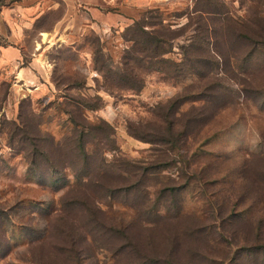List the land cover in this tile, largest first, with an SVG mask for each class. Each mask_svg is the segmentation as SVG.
<instances>
[{
	"label": "rangeland",
	"instance_id": "374dc122",
	"mask_svg": "<svg viewBox=\"0 0 264 264\" xmlns=\"http://www.w3.org/2000/svg\"><path fill=\"white\" fill-rule=\"evenodd\" d=\"M96 3L35 21V43L57 26L35 88L0 80V264L68 262L55 226L80 213L63 201L83 191L135 247L105 233L76 264H259L264 202L249 183L264 157V0H210L216 13L195 0ZM78 144L93 162L82 190Z\"/></svg>",
	"mask_w": 264,
	"mask_h": 264
},
{
	"label": "trees",
	"instance_id": "16d2710c",
	"mask_svg": "<svg viewBox=\"0 0 264 264\" xmlns=\"http://www.w3.org/2000/svg\"><path fill=\"white\" fill-rule=\"evenodd\" d=\"M195 1V4H198V2L200 3L199 8H196L195 11L216 13L215 11L209 9L210 0ZM156 43L157 42L154 41V46H156ZM165 122L168 123V120H165ZM76 148L78 150V153H80V157L77 162L70 163V165L73 173V181L77 183V187L75 188H80V190H82L83 188L81 187L83 185L84 180L89 176L93 162L90 160V155L85 150L84 145L78 144ZM39 154L43 155L44 158L46 157L44 145L40 146L38 144H35V159ZM256 160L262 163V165L254 167L252 164H254V162H257ZM40 165L42 164H39L35 161V169L41 168ZM250 166L251 170L255 168L254 171L256 172V174L253 179L250 178L249 186H251L252 189L255 190L258 199L264 202V157L254 156ZM54 183L55 184H53L52 182L50 184L53 188H61L62 186H66V182L62 186H58L59 183L57 184L56 181ZM113 190V188L109 190V192L111 193L110 196L112 195ZM73 207L75 209L78 208L80 210V213L78 212V214H76L74 218L68 215L61 217L60 219H58L59 221H61V223L55 226L57 234L61 237V242L59 243V245H57V248L55 249V254H61L65 257V259L69 260L68 262H64V264H76V262L79 260L80 253H82L83 250L90 246L91 243L99 241L105 233H108L109 237L119 236L125 241L124 244L126 245V247L127 244L128 246L129 244H131V241L127 236L125 226L111 224L107 225L99 222L96 211L100 212V209L97 208L95 201H93L89 197V195L85 193V191H83L82 193H78L76 196H72L69 201H63L64 209L71 210L73 209ZM92 207L96 208V210ZM2 219L3 210L0 209V250L2 248H5V245L9 243L6 236V232L3 229ZM256 249L259 253V256L256 257V259L259 260V264H264V244L258 245L257 247H251V250L253 251H255ZM251 250L247 248V251H249L250 253H252ZM5 253H7V249ZM138 261L139 264H149L151 262H158L157 259L155 260L150 257H140ZM164 262L166 264H173L170 260L167 259H165Z\"/></svg>",
	"mask_w": 264,
	"mask_h": 264
},
{
	"label": "crops",
	"instance_id": "0c3cea01",
	"mask_svg": "<svg viewBox=\"0 0 264 264\" xmlns=\"http://www.w3.org/2000/svg\"><path fill=\"white\" fill-rule=\"evenodd\" d=\"M88 0H0V80L9 74L17 83L29 81L35 88V78H41L43 64L38 61V51L49 44V37L55 32V23L50 28L37 31L39 43H35V21L63 5L67 15L73 7H83ZM102 6L107 0H96ZM75 4V5H73ZM102 4V5H101ZM100 12L99 7L94 8ZM64 15V16H65ZM33 32L29 47L25 37ZM47 35L46 41L42 36ZM39 45V48H37ZM37 52V53H36ZM36 71V73H35ZM40 75L37 77V75ZM14 84V83H13ZM29 90V89H28ZM31 91V90H30ZM35 91V90H33Z\"/></svg>",
	"mask_w": 264,
	"mask_h": 264
}]
</instances>
